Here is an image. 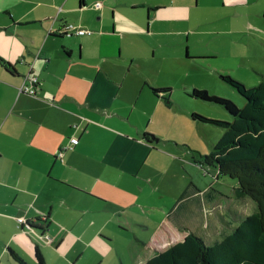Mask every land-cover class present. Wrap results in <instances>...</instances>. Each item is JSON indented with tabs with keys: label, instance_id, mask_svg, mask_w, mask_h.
I'll list each match as a JSON object with an SVG mask.
<instances>
[{
	"label": "crops",
	"instance_id": "crops-1",
	"mask_svg": "<svg viewBox=\"0 0 264 264\" xmlns=\"http://www.w3.org/2000/svg\"><path fill=\"white\" fill-rule=\"evenodd\" d=\"M263 11L264 0H0V56L12 65L0 62V264H141L183 237L179 220L203 209L218 225L208 190L170 182L165 156L175 155L145 138L164 121L165 99L151 89L162 87L113 60L133 42L122 33L141 40L157 21L178 26L182 13L194 33L218 34L212 44L239 45L264 32ZM70 22L92 33L61 34ZM167 45L186 61L222 53ZM29 74L38 79L32 95L18 90ZM73 136L79 142L60 155ZM44 219L43 233L28 223Z\"/></svg>",
	"mask_w": 264,
	"mask_h": 264
},
{
	"label": "rangeland",
	"instance_id": "rangeland-1",
	"mask_svg": "<svg viewBox=\"0 0 264 264\" xmlns=\"http://www.w3.org/2000/svg\"><path fill=\"white\" fill-rule=\"evenodd\" d=\"M135 16L143 24V12L137 11ZM178 19V26L174 27H166L161 21H157L154 29L141 40L136 36L129 37L128 34L131 32L122 33V39L133 40V42L128 49L123 43V55L115 56L117 60L114 59L113 62H118L119 67L125 68V74L134 76V79H138L140 76H150L154 77L156 84H160L161 87L171 88L170 98L161 100L165 106L161 112L164 121L160 125L157 121L152 124L151 129L156 133L147 132L155 134L161 140L160 143L165 151L175 155V159L165 156V169H167L170 182L175 179L193 181L197 182L201 189L208 190V197L212 198L217 212H220L217 219L218 225L216 217H209L203 209L193 218L181 219L177 223L179 228L185 226L192 228L197 235L204 239L206 244L212 245L234 230L239 223L237 214L239 217L251 214L257 209V204L249 196L243 198L236 196L234 193V187L237 185L236 179L228 175L218 176L216 168L206 164L201 165V156L212 150L214 144L221 137L223 129L218 125H208L193 120L192 113L196 111L202 115L219 119H225L229 115L221 105L189 97V88L195 85V88L199 90H207L210 96L216 95L230 99L232 96L235 103L243 101L244 97L220 76L229 74L236 81L244 84L247 89L256 86L264 74V32L243 34L242 44L235 45L233 43L229 47L225 46L224 40L227 39H223L219 46L212 44V41L217 43L215 40L219 37L218 34H213L209 32L210 30L194 33L195 24L189 21L187 14H180ZM132 28L130 26V29ZM171 28L178 29L179 32L164 33ZM142 29H144L143 25L134 27V30L142 31ZM222 36L227 37L228 35ZM167 41L168 43L174 41L180 47L182 46L184 54L190 50L192 53L204 52L214 46L222 53L220 56L215 55L216 59L212 62H208L210 59H206L204 62L196 61V59L186 61L177 57L178 50L167 45ZM114 42L118 43L117 35ZM189 43L190 47L188 48ZM226 51L230 52V56L224 55ZM191 55L193 54L190 53ZM130 56L134 57L136 61H133ZM240 60H245L248 69L244 70L234 65ZM256 70L261 71L262 74ZM152 87L157 88L156 86ZM173 175L177 178L170 177ZM215 229L219 232L215 233Z\"/></svg>",
	"mask_w": 264,
	"mask_h": 264
},
{
	"label": "trees",
	"instance_id": "trees-1",
	"mask_svg": "<svg viewBox=\"0 0 264 264\" xmlns=\"http://www.w3.org/2000/svg\"><path fill=\"white\" fill-rule=\"evenodd\" d=\"M0 62L12 66L1 56ZM220 77L236 89L244 100L235 103L227 97L210 96L207 90L192 88L189 91V97L221 105L229 115L219 119L196 111L192 113L193 120L218 125L223 129L212 150L201 156L200 163L216 168L218 176L228 175L236 179V196L251 197L257 209L238 217L239 223L234 230L212 245L206 244L202 237L185 228L181 239L165 250L155 249V254L141 264H264V74L259 83L250 89L229 74H221ZM151 89L166 100L171 96L170 87ZM145 138L151 143L160 141L149 132L145 133ZM38 222L28 223L43 233L41 229L44 225L40 222L47 221ZM13 256L24 263L16 253L13 252ZM37 256L42 262L40 249H37Z\"/></svg>",
	"mask_w": 264,
	"mask_h": 264
},
{
	"label": "built area",
	"instance_id": "built-area-1",
	"mask_svg": "<svg viewBox=\"0 0 264 264\" xmlns=\"http://www.w3.org/2000/svg\"><path fill=\"white\" fill-rule=\"evenodd\" d=\"M102 3L100 1H97L95 3L96 7H101ZM92 30L87 29L83 27L82 25L75 24L73 22L66 23L62 29L61 34L65 35H85V34H91ZM37 76L33 74H29L25 77L22 84L19 86L18 90L20 93H27V94H36V83H37ZM79 142V138L76 136H73L70 138L69 143L64 145L61 149L60 155H62L64 152H66L68 149L74 148V146ZM20 222H23L24 220L22 218L19 219ZM44 236V234H43ZM48 241H51L52 238L50 236H47Z\"/></svg>",
	"mask_w": 264,
	"mask_h": 264
}]
</instances>
